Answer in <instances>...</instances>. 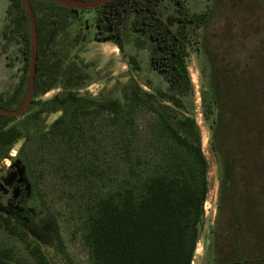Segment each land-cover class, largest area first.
I'll return each mask as SVG.
<instances>
[{
  "label": "trees",
  "instance_id": "obj_1",
  "mask_svg": "<svg viewBox=\"0 0 264 264\" xmlns=\"http://www.w3.org/2000/svg\"><path fill=\"white\" fill-rule=\"evenodd\" d=\"M164 1L179 12L173 25L161 15ZM30 2L38 31L34 99L59 87L67 91L62 105L45 104L32 120L60 112L50 133L67 151H78L84 146L86 122L108 114L116 122L127 166L139 140L154 150L147 164L140 162L142 172L128 168L115 187L92 198L81 196L88 204L83 237L91 264H193L210 192L209 161L195 119L196 92L187 65L194 36L203 80L201 114L218 170L207 264H264V0H212L198 13H191L184 0H113L97 8L96 39L111 42L124 53L126 35L135 34L146 43L150 65L167 85L150 87L152 93L134 90L125 119L120 100L78 93L90 80L88 70L69 62L54 46L53 33L64 31L77 11L52 0ZM2 38L4 49L19 43L23 56L16 89L8 97L0 95V107L14 110L27 95L31 57V28L22 0H10ZM128 57V64L141 70L138 59ZM35 100L31 105L40 106ZM141 107L155 119L148 139L135 127ZM16 119L0 114V161L23 140L7 172L16 170L27 189L7 201L0 188V229L24 242L36 264H51L41 247L28 239L27 230L34 229L40 212L32 164L45 135L40 128L33 133L21 130L12 125ZM77 184L87 193L82 178ZM8 202L16 214H8ZM25 215L30 223L24 222ZM16 256L11 249L0 248V264H21Z\"/></svg>",
  "mask_w": 264,
  "mask_h": 264
},
{
  "label": "rangeland",
  "instance_id": "obj_2",
  "mask_svg": "<svg viewBox=\"0 0 264 264\" xmlns=\"http://www.w3.org/2000/svg\"><path fill=\"white\" fill-rule=\"evenodd\" d=\"M191 13L206 10L212 0H184ZM10 0H0V95L5 97L13 94L23 69L21 45L13 42L4 49L5 41L2 31L7 18ZM178 11L169 1H164L161 15L172 25ZM96 10L77 11L70 15L64 31L53 33L54 46L70 61L76 62L82 69H87L90 80L78 91L81 96L97 98L99 100L117 99L124 104L123 119L128 116V105L134 90L152 93L150 87L167 85L163 79L153 71L150 65L149 50L144 42L129 33L126 35L125 52L111 42L96 39ZM196 36L189 47L187 59L188 69L196 92L195 119L200 127L203 150L209 161L210 192L206 203V217L201 231L193 264H207L210 258V245L214 228L218 194V170L214 153L210 147V131L204 123L201 114L200 90L203 84L199 69ZM129 55L135 56L141 70H134L129 64ZM88 67H85V66ZM28 92V91H27ZM67 91L62 87L38 97L40 106H30L25 115L18 117L12 125L21 130L33 133L40 128L45 137L37 160L33 161V184L40 212L36 216V226L29 230L28 239L39 245L51 264H91L89 249L84 243V222L87 203L81 196L91 198L106 189L113 188L118 180L124 178L128 168H134L135 173L143 169L140 162L147 164L154 154V150L146 141H138L133 148V161L126 165L115 121L108 114L94 115L85 124V138L83 147L76 151L66 150L50 131L57 124L61 113H44L35 122L31 116L45 104L60 106L65 102ZM32 101V102H33ZM154 117L141 107L136 111L135 127L141 137L149 134L154 124ZM148 139V138H147ZM23 145V140L16 143L10 150L9 156L0 161V179L6 176L12 160ZM82 169L84 171H82ZM82 178L87 184L85 194L83 188L77 184ZM29 185V184H28ZM26 205V204H25ZM26 206H31L30 203ZM0 248L11 249L21 260V264H36L29 256L25 243L9 236L0 229Z\"/></svg>",
  "mask_w": 264,
  "mask_h": 264
},
{
  "label": "water",
  "instance_id": "obj_3",
  "mask_svg": "<svg viewBox=\"0 0 264 264\" xmlns=\"http://www.w3.org/2000/svg\"><path fill=\"white\" fill-rule=\"evenodd\" d=\"M26 9V13L29 18L31 28V57L28 68V92L24 103L17 109L7 110L0 107V114L8 117H21L30 108L34 93H35V75L37 72V60H38V31L35 14L30 0H22ZM61 6L68 8L69 10L84 11V10H96L100 6L113 0H52Z\"/></svg>",
  "mask_w": 264,
  "mask_h": 264
},
{
  "label": "flooded vegetation",
  "instance_id": "obj_4",
  "mask_svg": "<svg viewBox=\"0 0 264 264\" xmlns=\"http://www.w3.org/2000/svg\"><path fill=\"white\" fill-rule=\"evenodd\" d=\"M16 170H13V172H11L12 174H9V172L6 173V176L3 177L2 179H0V188L4 189V193H3V197L7 200V201H11L8 200L7 198H9L10 196H16L17 192H23L24 190L27 189V182L25 179L23 178H17L16 176ZM7 201H6V205L7 206ZM8 207L10 211H7L8 214L12 213V214H16V212L14 211L12 204L10 202H8ZM22 217V216H21ZM24 222L26 223H30L29 221V217L27 215L24 216Z\"/></svg>",
  "mask_w": 264,
  "mask_h": 264
}]
</instances>
